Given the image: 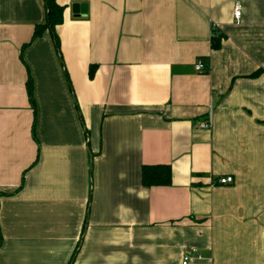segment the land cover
<instances>
[{
	"label": "crops",
	"instance_id": "1",
	"mask_svg": "<svg viewBox=\"0 0 264 264\" xmlns=\"http://www.w3.org/2000/svg\"><path fill=\"white\" fill-rule=\"evenodd\" d=\"M56 3L0 0V264H264V0Z\"/></svg>",
	"mask_w": 264,
	"mask_h": 264
},
{
	"label": "trees",
	"instance_id": "2",
	"mask_svg": "<svg viewBox=\"0 0 264 264\" xmlns=\"http://www.w3.org/2000/svg\"><path fill=\"white\" fill-rule=\"evenodd\" d=\"M42 3L45 10V19L43 24L35 26L33 30L32 40L41 37V35L45 31H48L51 33L53 37L56 51L59 52L58 51L59 42L57 36L55 35L54 30L55 27L61 25L63 22L64 8L59 6L56 3V0H42ZM222 37L221 35L212 37L211 49L213 51L219 49L220 41ZM94 71H95V66H91L89 68V78L93 77ZM27 92L29 96V101L33 106L31 80H28L27 82ZM33 138H35L34 133H33ZM170 180H171V169L167 165L147 166V167H142L141 169V183L145 188L168 186L170 184ZM75 253L76 250L73 256L71 257L70 261L68 262V264H73Z\"/></svg>",
	"mask_w": 264,
	"mask_h": 264
},
{
	"label": "built area",
	"instance_id": "3",
	"mask_svg": "<svg viewBox=\"0 0 264 264\" xmlns=\"http://www.w3.org/2000/svg\"><path fill=\"white\" fill-rule=\"evenodd\" d=\"M233 15H234V19L236 22H238L240 20V17H241V11H240V4L239 3H236L234 5V9H233ZM194 70L196 73L198 74H203L204 72H206V67L203 65L202 61L201 60H198L195 65H194ZM211 119V117H209V120ZM208 120V121H209ZM208 121L200 124V128L201 129H209V123ZM232 178L231 177H226V178H220L218 181H217V184L219 185H227V184H230L232 183ZM201 257L198 256L197 259L199 260ZM182 264H191V258L189 257L188 254H186L183 259H182Z\"/></svg>",
	"mask_w": 264,
	"mask_h": 264
},
{
	"label": "water",
	"instance_id": "4",
	"mask_svg": "<svg viewBox=\"0 0 264 264\" xmlns=\"http://www.w3.org/2000/svg\"><path fill=\"white\" fill-rule=\"evenodd\" d=\"M72 13L75 16H83L86 14V6L85 5H73L72 6Z\"/></svg>",
	"mask_w": 264,
	"mask_h": 264
}]
</instances>
